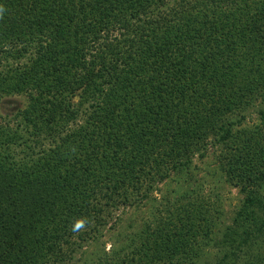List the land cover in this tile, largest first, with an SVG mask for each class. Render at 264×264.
<instances>
[{"label": "trees", "instance_id": "trees-1", "mask_svg": "<svg viewBox=\"0 0 264 264\" xmlns=\"http://www.w3.org/2000/svg\"><path fill=\"white\" fill-rule=\"evenodd\" d=\"M0 8V112L27 97L15 128L0 119V264H73L79 249L82 264H203L213 249L211 264H264V0ZM211 148L244 195L230 225L192 181ZM143 204L132 237L83 251L109 211Z\"/></svg>", "mask_w": 264, "mask_h": 264}, {"label": "rangeland", "instance_id": "rangeland-1", "mask_svg": "<svg viewBox=\"0 0 264 264\" xmlns=\"http://www.w3.org/2000/svg\"><path fill=\"white\" fill-rule=\"evenodd\" d=\"M78 101V98L75 99ZM27 105V97L24 95H14L3 98L1 102V120L8 123L10 127L15 128V114L23 109ZM246 120L244 124L252 125L257 123L258 115L255 112V108L250 109L245 113ZM23 146L17 148L20 155H24ZM28 151V150H27ZM193 183L198 181L202 184L199 191L204 198L209 201V204L213 209H217L221 212L222 220L220 225H230L233 221V216L239 210L244 195L239 192L235 187L230 186L225 182L224 176L221 174L218 167V153L215 149H209L207 155L203 159L195 160V168L192 172ZM175 187V183H171V179L165 183H161L157 186L154 192V198L160 199L162 195H166L167 191ZM149 205L136 206H120L117 210L109 211L106 216V224L103 229L100 230L98 237L86 246V253L97 252L99 250L108 251L112 245H119L124 240L132 237V234L140 228V225L149 216ZM259 255V250L254 252ZM217 249H213L204 258V263L211 264L217 258ZM80 249L74 256L72 263L82 264L80 262ZM260 256V255H259ZM258 259V258H257ZM257 259H252L256 262ZM258 262V261H257ZM203 263V264H204ZM245 263V262H242Z\"/></svg>", "mask_w": 264, "mask_h": 264}, {"label": "clouds", "instance_id": "clouds-1", "mask_svg": "<svg viewBox=\"0 0 264 264\" xmlns=\"http://www.w3.org/2000/svg\"><path fill=\"white\" fill-rule=\"evenodd\" d=\"M3 11H4L3 8H0V14H2ZM84 224H85V221L83 219L77 220V222L73 226V230L76 231V230L81 229L84 226Z\"/></svg>", "mask_w": 264, "mask_h": 264}]
</instances>
